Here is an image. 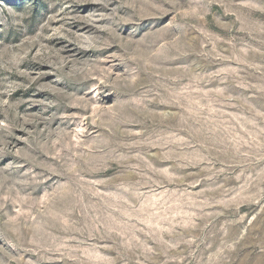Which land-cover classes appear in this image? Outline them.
Instances as JSON below:
<instances>
[{"label": "rangeland", "instance_id": "374dc122", "mask_svg": "<svg viewBox=\"0 0 264 264\" xmlns=\"http://www.w3.org/2000/svg\"><path fill=\"white\" fill-rule=\"evenodd\" d=\"M0 264H264V0H0Z\"/></svg>", "mask_w": 264, "mask_h": 264}]
</instances>
